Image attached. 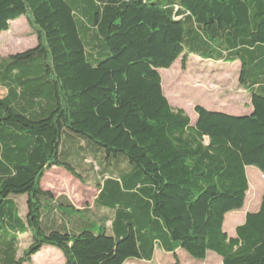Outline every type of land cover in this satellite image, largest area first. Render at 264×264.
<instances>
[{"label":"trees","instance_id":"16d2710c","mask_svg":"<svg viewBox=\"0 0 264 264\" xmlns=\"http://www.w3.org/2000/svg\"><path fill=\"white\" fill-rule=\"evenodd\" d=\"M22 16L36 45L0 59V264H264V187L223 227L246 167L264 175V0H0V34ZM189 56L238 64L244 111L172 107L159 71ZM53 167L93 183L92 206L43 189Z\"/></svg>","mask_w":264,"mask_h":264},{"label":"rangeland","instance_id":"374dc122","mask_svg":"<svg viewBox=\"0 0 264 264\" xmlns=\"http://www.w3.org/2000/svg\"><path fill=\"white\" fill-rule=\"evenodd\" d=\"M36 45V37L29 29L24 16L10 22L9 29L0 34V59ZM162 78V89L172 107L183 109L192 120L196 119L195 105H201L209 110H220L228 113L244 111L249 103V97L238 83L239 65L221 62L202 61L195 56H189L185 67L178 59L169 69L159 71ZM4 90L0 89V97ZM246 177L249 185L246 202L242 209L226 214L224 230L234 234V227L243 221L248 211H256L261 202L264 187V175L254 166L246 167ZM42 188L52 192L56 197L66 196L78 208L92 206L97 189L91 182L81 183L61 168L53 167L46 172L42 180ZM25 197V195H24ZM18 197L19 213L25 215V198ZM19 252L27 248V234L19 237ZM55 249V248H54ZM57 250V249H56ZM58 251V250H57ZM59 252V251H58ZM61 255V253L59 252ZM53 250L41 251L42 259L33 258L35 264H64L62 255ZM179 264H219V256L207 252L203 261L191 258L183 250L177 251ZM172 254L160 249L155 251L150 262L137 259L126 264H175Z\"/></svg>","mask_w":264,"mask_h":264},{"label":"crops","instance_id":"0c3cea01","mask_svg":"<svg viewBox=\"0 0 264 264\" xmlns=\"http://www.w3.org/2000/svg\"><path fill=\"white\" fill-rule=\"evenodd\" d=\"M242 220H244V219H242ZM234 222H239V223L236 224V223H234ZM232 223H233V224H236V225H235V227H236L237 225L241 224L242 221L234 220V221H232ZM235 227H234V228H235ZM55 254L60 255L58 252H55ZM60 256H61V255H60ZM33 258L42 259L41 253H39V254L33 256ZM33 264H35V263L33 262Z\"/></svg>","mask_w":264,"mask_h":264}]
</instances>
